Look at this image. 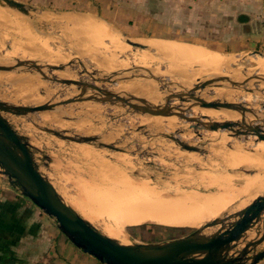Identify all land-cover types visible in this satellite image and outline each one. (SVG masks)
Instances as JSON below:
<instances>
[{
	"label": "rangeland",
	"instance_id": "374dc122",
	"mask_svg": "<svg viewBox=\"0 0 264 264\" xmlns=\"http://www.w3.org/2000/svg\"><path fill=\"white\" fill-rule=\"evenodd\" d=\"M17 1L36 9V12H33L31 16H25L0 6V62L4 64H15L17 61L27 60L66 63L80 58L89 70L92 67L91 72H100L95 65L97 63L99 65L101 60L107 63L110 61L104 56L102 58L100 53L87 50L90 42L86 35H81L79 31L80 33L75 36L73 33L78 32L79 28H74L73 22L66 21V17L80 16H90L99 20L112 31V34L124 40L123 43L129 48L130 53L121 54L120 58L123 59H120L121 61L135 62L138 57L136 53L147 50L130 48L127 41L140 43L153 38L197 45L205 48L206 53L237 55L241 61L255 56L252 54L256 51L261 53L258 56L264 57V34L254 33L258 27H264V2L260 0H154L152 5L145 3L137 9L127 7L131 3L130 0H118L116 2L119 7L110 9L89 6L88 0ZM134 10L141 11L145 16H140L137 12H133ZM146 13H149L151 17ZM46 15L53 18V21L45 19ZM60 17H63L62 21L58 20ZM244 19L246 23L243 22ZM74 29L76 31H73ZM84 37L86 40L83 39ZM42 39L44 42H50L45 43L44 46ZM83 46L85 48H82ZM150 54L155 56V53L151 51ZM129 64V69L146 68L135 65L137 63ZM197 64H191V66L195 65V67L192 66L193 69L198 68L199 64ZM109 65V71L118 69L111 62ZM152 65L156 69L160 68L161 72H167L165 62L156 61ZM102 67L106 68L103 65ZM80 68L79 65L75 67L77 71H81L82 68ZM67 71L60 72L59 78L69 76L68 79L75 77L91 81L87 75L75 76L74 70ZM2 75L5 78L0 81L1 100L26 105H32L35 102V104H41L48 102L57 92L50 88V84L40 81V78L28 75L36 82L35 85H28L23 83V76H25L23 73L0 72V76ZM6 75L9 76L6 77ZM175 76L172 74L171 78ZM176 77L173 81H185L184 77ZM18 79L20 81L16 86L14 81ZM164 80L167 81L165 78ZM116 81L124 84H129L130 81L135 83L134 80ZM251 84L254 86L253 83ZM108 86L109 84L105 85V87ZM127 86L115 90L130 89ZM23 87L25 90H34L35 94L32 93V97L26 99ZM41 88L45 89L48 96L38 100L40 97H45L40 93ZM108 88L111 89V87ZM21 89L23 91H19ZM152 89L154 92L157 91L155 88ZM17 92L20 93L16 95ZM72 95L67 93L64 98ZM257 96L264 103L262 95ZM60 98L62 97H58V101ZM174 103L179 105V102ZM86 106H90L91 109ZM259 107L262 109L260 105ZM61 109H63L61 112L36 114L33 117L34 121L42 126L66 130L70 134L101 135L104 137L102 142L126 151H113L88 144L63 141L34 129L32 124L21 117L9 115L8 118L20 133L28 136L31 143L42 149L49 157L50 160H47L43 154H36L41 171L49 177L68 204L109 237L120 239L129 245L178 239L201 229L216 218L226 216L227 212L230 213L227 214L228 217L237 216L245 208L246 205L243 204L248 206L254 199L264 195L261 192L257 193L259 189L264 191V183H262L264 182V142L256 143L257 137L232 138L229 131L221 134L200 130L199 134L194 129L188 130L184 123L176 122L177 118L133 114L128 111V108L109 103L81 102ZM100 111L101 114H99ZM87 112L92 113L85 115ZM43 114H51L65 123V127L60 129L51 123L41 122ZM172 121L177 123L179 128L175 129ZM76 124L82 125L81 130L77 131L74 128ZM188 125L193 124L188 123ZM161 134H178L176 137L183 142L195 146L203 144L204 152L182 150L174 141L160 137ZM242 191H247L245 193L247 199L244 198L245 194L238 197L234 201L237 205L233 202L224 209L225 213L222 211L216 216L196 213L200 209H206L211 213L215 211L216 199L237 196L243 193ZM246 200L248 203L245 202ZM232 207L234 210H231ZM129 217L143 219L138 222H129L127 220ZM168 227H179L182 230H172ZM51 228L63 237L64 242V239L68 240L59 231L53 219ZM217 229V227L210 228L206 230V233H212ZM65 245L73 249L79 257L76 260L70 253L63 252L61 248L59 254L64 261H67L66 264H72L69 259H74L81 264L80 253L88 257L72 243H65ZM83 264L90 263L84 261Z\"/></svg>",
	"mask_w": 264,
	"mask_h": 264
},
{
	"label": "water",
	"instance_id": "95a60500",
	"mask_svg": "<svg viewBox=\"0 0 264 264\" xmlns=\"http://www.w3.org/2000/svg\"><path fill=\"white\" fill-rule=\"evenodd\" d=\"M0 6L25 16H31L36 12V9L17 0H0ZM127 43L134 48L148 49L141 43L133 41ZM252 55L261 53L256 51ZM78 65L81 66V71L75 69ZM70 69L75 70L76 76L87 75L91 81L65 79L54 75V72H65ZM0 72L23 73L40 78V81L50 84L52 90H57L48 102L41 104L26 105L0 99V177L7 179L22 197L53 219L59 231L84 254L101 264H259L264 260V195L254 199L238 216L216 218L187 236L159 243L123 244L100 232L68 204L49 177L41 171L36 154H43L47 160H50L49 157L42 149L34 146L28 136L20 133L8 118L9 115L21 117L32 124L34 129L63 141L125 152V149L102 142L104 137L101 135L70 134L66 130L39 125L33 118L39 113L61 112L63 111L61 108L75 103H109L128 108L133 114L177 118L184 122L183 125L188 130L194 129L199 134L200 130L221 134L229 131L232 138L254 136L258 138L256 143H260L264 142L263 111H258L256 106L230 102L226 99L208 101L200 98L197 92L219 86L255 96L264 93V88L258 87L264 84V76H248L243 81H235L227 76L200 78L194 86L185 87L176 81H165L147 68L110 71L107 74L91 72L80 58L66 63H43L33 60L17 61L15 64L0 62ZM113 80L139 82L150 80L156 83L161 91L169 92L165 101L153 105L136 93H124L105 87L106 84H112ZM251 82H255L252 88L248 85ZM170 87L180 88L181 91L166 90ZM68 92L73 95L64 98ZM40 93L46 95L45 89L41 88ZM58 97L62 98L58 101ZM174 102H179V105H174ZM259 105L264 110V103ZM193 108L230 111L239 114L240 119L222 122L203 121V117L187 115ZM251 117L254 118L253 121L250 120ZM176 136L178 134L160 135L174 141L182 150L204 152L203 144L191 145ZM215 227L218 228L216 231L206 233V230Z\"/></svg>",
	"mask_w": 264,
	"mask_h": 264
},
{
	"label": "bare ground",
	"instance_id": "6f19581e",
	"mask_svg": "<svg viewBox=\"0 0 264 264\" xmlns=\"http://www.w3.org/2000/svg\"><path fill=\"white\" fill-rule=\"evenodd\" d=\"M45 19H49V20H52L53 21V18H50L47 15L45 16ZM58 20H61L62 21L63 20V17H60V19H58ZM66 21H67V23L73 22L74 28H79V30L77 29L78 32L75 29L73 30V31H76V33H73V31H72V33L75 34V36H77L76 34L77 33L79 34L80 32H81L80 33L81 35H83V34L86 35L87 40L90 42V46L88 44L89 49H88V47L86 49L87 50H91V51L96 52V53H100L101 54L100 56L102 58L104 56L106 59H108L112 63V65H115V67L117 66L116 68H118V69L116 71H121V70H124V69H129V65H130L129 63H131V64L133 63V65H134V63H137L135 65H140V66L146 67L147 69L151 70L154 74L160 76L161 78L164 77L167 81H173L174 78L177 75H179L180 78L181 77H184L185 81L178 80L176 82L180 83L182 86H185V87H192V86H194L197 83V80L200 79V78H211V77H216V76H227V77L232 78L235 81H243L248 76H257V77L264 76V57L263 56H258V55L250 56V58H246L244 61H241L240 58H239V56H237V55L221 54V53H218V52H210V53L208 52V53H206V50L203 47H200V46H197V45H193V44H189V43H182V42L171 41V40H164V39H154L153 38V39L145 40V42H143V41L140 42L138 40L140 43H142L143 45L147 46L148 49L145 50V51L144 50L143 51L141 50L138 53H136L138 55V57L136 58V61L135 62H130V61H127V60L126 61H121L120 59H122V58H120V55L121 54L122 55L123 54L126 55V53L129 52V48L126 46V44L123 43L124 40L122 41V39H120L118 36H115L114 33L112 34V31L107 26H104L102 24V22H100L99 20H97L95 18H92L90 16H80V17H77V18L66 17ZM105 29L106 30L108 29L110 32L109 31L107 32ZM73 38H75V37H73ZM73 38H72V40L74 42V39ZM86 38L84 37L83 39L86 40ZM80 39H82V38L80 37ZM129 41H131V40H129ZM43 42H44V40H43ZM49 42L46 41V42L43 43V45L45 43H49ZM69 42H70V40H69ZM75 43L77 45V42L76 41H75ZM73 44H72V46H73ZM43 45H42V47H43ZM83 45H84V43H83ZM85 46H83L82 48H85ZM129 47L132 48V46H129ZM46 48H47V46H46ZM80 48H81V45H80ZM23 51H25V50H23ZM150 51L153 52V54L155 53V56L151 55L150 54ZM40 52H42V51H40ZM52 52H53V50H52ZM24 56H27V55L24 54ZM32 57L34 58V56H32ZM97 61H99V60H97ZM156 61H158L159 63L161 61H162V63L165 62L168 65V66L166 65V68H168L166 70L167 72H161V71H159V69H160L159 67H157L159 69H156V67H154V65H152V63H155ZM99 62L101 63V65H100V63H99V65L97 63V65H95V66H97V68L99 69L100 72L102 71L104 74H107L108 72L111 71V69L109 71V68H110V65H111V64L109 65L110 62L107 63L106 61H103V60H101ZM193 63H198L199 64V65L197 64L198 65V68L196 67V69H193V67H195V65L194 66L192 65L193 67L191 66V64H193ZM102 65L105 66L107 69L104 68V67H102ZM152 67H154L155 69L152 68ZM91 68H90V70H91ZM71 71H73V70L71 69ZM74 74H75V72H74ZM172 74L173 75H176L175 77H172L173 79L171 78V75ZM55 75L57 77H60L61 76V73L60 72H57V73L55 72ZM8 76L9 75H6V77H8ZM63 76H65V75H63ZM179 76H177V77L179 78ZM71 77H73V76H71ZM4 78H3V75L0 76V81H3ZM68 78H69V76H68ZM68 78H66V79H68ZM74 78H72V79H74ZM16 81L19 82L20 79H18ZM113 81L114 82L111 85L109 84V86H108V87H111V89L107 87L108 89L115 90L117 88L118 89L121 88L122 86L125 88L129 84H134L133 86L132 85L131 86L130 85L127 86L130 89H127L126 88L124 90H115V91H122L124 93H132V92L133 93H136L137 95L145 98L149 103H151L153 105H159L160 103H162L163 101H165L166 100V95L169 92V91H165V92L164 91H161L160 88H159V86L156 83H154L153 81H150V80L149 81H145V82H139V81H135L134 80L135 83H133V81H130L129 80L130 81L129 84L119 83L116 80H113ZM24 82L26 84H28V85H30V84L35 85L36 84V82L33 81L30 77H28V75L23 76V83ZM251 83H253L255 85V82H251ZM251 83L248 84V85H249V87L252 88L254 86ZM15 84H16V86L18 85L17 83H15ZM106 86H107V84H106ZM258 87H259V89H263L264 88V84L259 85ZM152 88L157 89V91H155L156 93L153 91ZM22 89L25 91L23 94H24V97L26 99L31 98L32 97L31 96L32 93L35 94L34 93V90H32V89H30V90L29 89H26L25 90L24 87ZM22 89L19 90V91H23ZM166 90H169V88L168 89L166 88ZM171 90L172 91H177V92L178 91H181L180 88H174V87ZM18 93H20V92H17L16 95H18ZM197 95L200 98H202V99L209 98L210 100L205 99V100H208V101H212V100H215V99H226V100H228L230 102L246 103V104H248V105H250L252 107H255L256 106L255 108L258 111H263L264 112V110L263 109H260V107H259V104L263 103V101H261V99L257 95H255V97H253V95H250V94H246V93L238 92V91L227 90V89H224V88H220L219 86L208 87V88H206L203 91H198L197 92ZM258 95H262V97L264 98V93H261V94H258ZM19 96H20V94H19ZM47 96L48 95L46 94L45 97H42V98L40 97V98H38V100L44 99ZM211 98H215V99H211ZM42 102H44V100H42ZM174 104H176V103H174ZM176 105H178V104H176ZM183 105L184 106H188L190 104H188V105L187 104H183ZM86 107H89L90 108V106H86ZM79 112H80V110H79ZM96 112H98V111H96ZM90 113H92V112H90ZM90 113L87 112L85 115H88ZM99 114H101V111H100ZM97 115H98V113H97ZM187 115L189 117L191 115L192 116L193 115L194 116L196 115V116H198L200 118L203 117V119H202L203 121L211 120V121L222 122V121H236V120H239L240 119V115L237 114V113H234V112H228V111H226V112L225 111L224 112H219V111H215V110H205L203 108H193L192 111L189 112ZM166 118H171V117H166ZM250 120L253 121L254 118L251 117ZM41 122L51 123L53 126H55L57 128H60V129L61 128L63 129L65 127V125H66L61 120H58L56 117L51 116V114H49V115L48 114L47 115H44V114L41 115ZM176 122L184 123V122H182L179 119H177ZM171 123L175 124V126H174L175 129L179 128V126L177 125V123H174L173 121ZM37 124H39V122ZM71 125H73V124H71ZM81 126L82 125H80V124H76V125H74V128L77 131H79V130H81ZM83 133H81V134H83ZM106 138H107V136L105 137V139ZM112 182H113V180H112ZM112 182H111V184H112ZM262 183H264V182H262ZM246 192L247 191H244L243 193H240L237 196H235V195L234 196H230V198H226V199H216L214 201L215 211H212L211 213L209 211H207L206 209H200L196 213L197 214H200V215H203V214H209L210 215L211 214L212 216H216L217 214L219 215V213H221L222 211H223V213H225L226 210H224V209H226L229 205H231L238 197L243 196ZM259 192H261V193L264 194V191L262 192L261 189H259L257 191V193H259ZM246 195L247 194H245L244 198L246 197ZM246 199H247V197H246ZM238 201H241V200L238 199ZM245 202H247V200ZM248 202H249V199H248ZM239 203H242L243 204L244 202H239ZM235 204L237 205V202ZM242 204H240V205H242ZM236 205H233V206L235 207ZM243 205L244 206L246 205L245 208L247 207V204H243ZM242 206H241V208H242ZM231 210H234V208L231 209ZM227 214H230V213L227 212ZM227 214L225 213L226 216H227ZM229 217H233V216H229ZM142 219H143L142 217H129L127 220L129 222H138V221H141ZM114 239L118 240L119 242H121L123 244H126L123 241H121L120 239H117V238H114Z\"/></svg>",
	"mask_w": 264,
	"mask_h": 264
},
{
	"label": "crops",
	"instance_id": "0c3cea01",
	"mask_svg": "<svg viewBox=\"0 0 264 264\" xmlns=\"http://www.w3.org/2000/svg\"><path fill=\"white\" fill-rule=\"evenodd\" d=\"M116 1L118 2V0H88L87 2L92 7L110 9L119 7ZM130 1L127 7L135 9L142 4L152 5L154 2V0ZM133 12L145 16L141 11ZM146 15L150 16L149 13ZM245 20H243L244 23H246ZM254 33L264 34V27H258ZM51 222L50 217L31 201L22 197L7 179L0 177V264H66L67 261H64L59 254L61 248L63 252L70 253L74 259H79L73 249L65 245L71 242L66 239L64 242L63 237L51 228ZM80 255L81 264L84 261L90 264H101L90 256L86 257L82 253ZM74 259L69 260L72 264H78V261ZM259 264H264V260Z\"/></svg>",
	"mask_w": 264,
	"mask_h": 264
},
{
	"label": "trees",
	"instance_id": "16d2710c",
	"mask_svg": "<svg viewBox=\"0 0 264 264\" xmlns=\"http://www.w3.org/2000/svg\"><path fill=\"white\" fill-rule=\"evenodd\" d=\"M168 228H170L172 230H182V228H179V227H168Z\"/></svg>",
	"mask_w": 264,
	"mask_h": 264
}]
</instances>
